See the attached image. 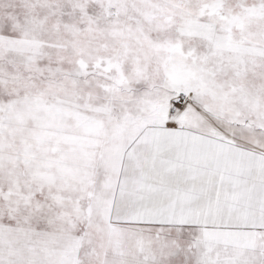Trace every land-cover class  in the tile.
<instances>
[{"label": "snow or ice", "instance_id": "snow-or-ice-1", "mask_svg": "<svg viewBox=\"0 0 264 264\" xmlns=\"http://www.w3.org/2000/svg\"><path fill=\"white\" fill-rule=\"evenodd\" d=\"M0 264H264V0H0Z\"/></svg>", "mask_w": 264, "mask_h": 264}]
</instances>
